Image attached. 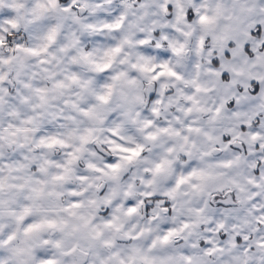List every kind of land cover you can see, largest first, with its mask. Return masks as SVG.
I'll list each match as a JSON object with an SVG mask.
<instances>
[{
    "label": "snow or ice",
    "instance_id": "6c2138e0",
    "mask_svg": "<svg viewBox=\"0 0 264 264\" xmlns=\"http://www.w3.org/2000/svg\"><path fill=\"white\" fill-rule=\"evenodd\" d=\"M0 264H264V0H0Z\"/></svg>",
    "mask_w": 264,
    "mask_h": 264
}]
</instances>
